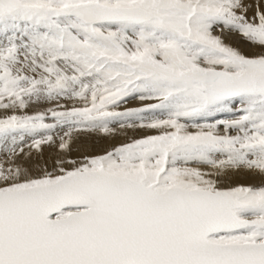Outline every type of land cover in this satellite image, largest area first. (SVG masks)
Returning a JSON list of instances; mask_svg holds the SVG:
<instances>
[{"label": "snow or ice", "instance_id": "1", "mask_svg": "<svg viewBox=\"0 0 264 264\" xmlns=\"http://www.w3.org/2000/svg\"><path fill=\"white\" fill-rule=\"evenodd\" d=\"M0 150V264H264V0H0Z\"/></svg>", "mask_w": 264, "mask_h": 264}, {"label": "bare ground", "instance_id": "2", "mask_svg": "<svg viewBox=\"0 0 264 264\" xmlns=\"http://www.w3.org/2000/svg\"><path fill=\"white\" fill-rule=\"evenodd\" d=\"M29 111H32L30 109ZM62 134V133H61ZM102 134L100 133H89V134H83L76 136L74 133V139L76 140V143L73 144V153L72 156H78L81 152H89V151H96L98 149V146H104L112 142H119L120 140H123L124 137L120 134H118L115 139H102ZM95 142H99V145H96ZM31 144L30 140H27L24 145L25 152L29 151L28 145ZM45 150V156L50 153V149L47 146H44ZM33 154H35V149H32ZM7 153L0 150V163L6 161L7 159Z\"/></svg>", "mask_w": 264, "mask_h": 264}, {"label": "rangeland", "instance_id": "3", "mask_svg": "<svg viewBox=\"0 0 264 264\" xmlns=\"http://www.w3.org/2000/svg\"><path fill=\"white\" fill-rule=\"evenodd\" d=\"M112 143H114V142H112ZM95 144H96V145H99V142H95ZM109 144H110V143H109ZM75 157H76V156H75ZM75 157H74V158H75Z\"/></svg>", "mask_w": 264, "mask_h": 264}]
</instances>
